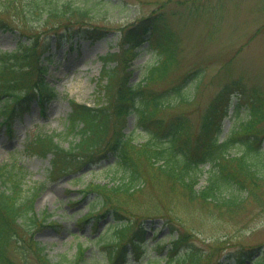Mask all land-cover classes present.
Segmentation results:
<instances>
[{
  "label": "rangeland",
  "instance_id": "rangeland-1",
  "mask_svg": "<svg viewBox=\"0 0 264 264\" xmlns=\"http://www.w3.org/2000/svg\"><path fill=\"white\" fill-rule=\"evenodd\" d=\"M162 1L166 0H58L87 7L91 16L79 19L78 24H75L76 19L67 23L56 18L40 27H36V22L33 26L29 22L26 24L24 17H17L19 14L14 9H0V20L18 26L30 37L48 40L49 49L40 53L37 65L46 68L45 80L57 95L42 105H38L36 100L32 101L24 116L12 122L11 132L8 133L7 126H0V164L16 167L15 172L22 176L25 191L44 184L42 189L33 190L36 193L33 211L40 219L45 217L44 212L47 213L48 219L45 221H53L58 226L35 229L31 240L44 246L50 262L54 264H70L77 254V244L89 245L85 251V264H102L107 251L102 248V244L94 246V240L104 231L111 216L107 215L99 221L100 230L96 233L91 230L90 224L93 221L81 228L76 225V220L89 210L87 203L95 198L94 193L82 198V190L87 184L104 185L113 182L111 178L116 171L111 165L114 161L102 162L101 159L96 164L81 165L75 160L64 175L58 176L53 170L56 176H52V179L49 172L50 156H35L28 144L39 132L59 136L58 142L63 148L73 145L79 139L77 135H66L71 112L69 100L87 106L94 105L99 95L103 100L100 87L102 81L99 82L102 57L110 58L107 68H116L119 78L127 72L129 83L141 79L147 68L157 61L158 55L146 51L147 44L140 42L134 49L138 54L126 60L122 52L127 48L123 35L132 21L159 10ZM165 10L177 43L175 59L178 61L169 69L161 87L178 81L190 70L197 69L198 72L195 78L189 79L185 90H181L182 95L188 99L174 106L180 98L176 96L171 100V109L165 112L187 114L196 128L216 94L232 81L238 80L242 82L241 87L246 95L251 93L259 99L263 118L254 130L264 136V0H171ZM54 21H58V24H52ZM82 26H96L106 33L100 34L95 40L74 37L70 43H58L55 39L54 33L57 31L67 35ZM148 38L146 35L145 39ZM155 38L152 37L153 40ZM21 41L26 42L16 32L0 30V51L11 52ZM47 56L49 62L46 61ZM230 88L231 106L228 105L224 113L221 109L216 113V123L220 127L219 140L227 138L247 116L248 97L238 98ZM238 103L240 108L235 113L233 106ZM133 124L134 118L129 115L122 124V131L131 132ZM109 126L111 130L113 123L108 124V130ZM139 132L140 129L134 132L135 143L146 140L145 133ZM240 147L232 149L230 156H240ZM261 156L264 160V139L261 143ZM209 167L205 165L204 171ZM115 180H118V174ZM158 182L155 188L144 186L127 201L132 211L129 217L132 216L135 222L132 228L144 224L148 231L141 261L130 256L128 264H140L152 259L159 249L157 243L169 249V242L185 234H188L186 240L203 255L218 247L212 259L219 257L220 264H225L227 256L242 245H257L261 249L264 247V179L246 182L248 185L242 193L241 201L229 208L216 206L203 198L190 200L181 193L179 186L166 183L170 181L163 177ZM206 185V175L203 174L193 190H204ZM122 218L128 219L125 216ZM89 237L93 242H86ZM18 240L19 245L13 241L8 248V262L40 264L28 244L27 235L22 232ZM19 246L26 248L25 257L23 251L17 250Z\"/></svg>",
  "mask_w": 264,
  "mask_h": 264
},
{
  "label": "trees",
  "instance_id": "trees-1",
  "mask_svg": "<svg viewBox=\"0 0 264 264\" xmlns=\"http://www.w3.org/2000/svg\"><path fill=\"white\" fill-rule=\"evenodd\" d=\"M170 1H162L159 10L132 21L123 35L127 48L122 52L126 60L138 54L134 49L145 35L150 37L146 51H153L158 55L157 61L147 68L141 79L131 84L127 72L119 78L116 68H107V61L110 58L102 57L103 66L99 82L102 81L100 87L103 100L101 101L99 95L92 106L69 100L71 112L66 135H77L79 139L68 148H63L58 142L59 136L39 132L28 144L29 150H34L33 153L37 156L52 155L49 171L51 177L56 176L55 174L58 176L66 174L75 160L77 164L86 165L96 164L101 159L114 158L111 165L116 171L111 178L113 182L85 186L82 190L83 197L94 193L95 198L88 205V213L78 219L81 226L94 219L93 229L96 230L98 219L108 213L114 216L116 222L108 226L113 229L116 227L114 234L109 235V240L104 241L105 243L100 242L101 237L97 241V245L103 243L102 248L107 251L103 256L104 260L101 261L102 264L121 262L124 246L133 238L131 245L134 253L140 252L138 246H142L144 240L140 238L137 242L136 239L139 234L143 235L145 230L141 225L137 226V229L132 228L135 222L131 215L129 217L132 211L127 201L144 186L151 185L155 188L160 183L158 180L163 177L170 181L166 183L179 186L181 193L190 200L203 198L216 206L229 208L241 201L242 193L248 185L246 182L264 179V160L261 156L264 136H260L259 132L254 130L262 121V106L259 99L257 100L258 97L244 93L242 82L234 80L218 92L196 128L187 114L165 112L171 109L173 106L171 100L176 96L180 98L174 106L188 99L182 95L181 90H185L189 79L198 75L197 69L190 70L178 81L161 87L169 71L178 61L175 59L177 43L165 10L166 4ZM18 7L20 9L16 11ZM0 9L3 11L14 9L15 13L19 14L17 17L23 16L24 22H29L32 26L36 22V27L47 25L56 18L67 23H72L71 21L76 19L75 24H78L79 19L91 16V11L87 7L58 0H0ZM52 24L57 25L58 21ZM0 30L16 32L26 40L19 42L11 52L0 51V119L2 123L9 124L21 117L32 101L37 100L42 105L57 94L44 79L46 68L37 65L40 53L49 49L48 40L39 39L37 36L30 37L18 26L4 20H0ZM104 33L106 31L99 30L96 26H82L67 35L59 31L54 34L58 43L61 41L70 43L74 37L95 40ZM152 37L156 38L153 40ZM230 87L238 98L248 97L247 116L227 138L219 140L220 127L216 123V113L219 109L224 113L227 106H231ZM233 108L236 113L240 104H235ZM129 115L134 118L133 130L125 133L122 131V124ZM110 122L113 123V127L110 130L109 126L108 130ZM136 129H140L139 133H145V141L135 143L133 135ZM107 133L112 135L108 136ZM236 147L242 148L241 155L231 157L230 151ZM205 165L210 166L206 171L203 170ZM14 169V166L0 165V264H10L8 248L13 241L19 245L18 238L22 232L27 235L28 244L37 255L38 262L54 264L50 262L44 247L31 240L35 229L50 227L53 224L45 221L48 219L47 213H43L45 217L41 219L34 213L36 193L34 189L32 191L23 189L22 176L17 178L18 174ZM203 173L206 175L207 185L204 190L196 192L193 187L198 184ZM117 174L118 180H115ZM123 216L128 219L124 220ZM167 222L172 228L170 222L168 220ZM187 236L188 234L180 235L169 242L170 248L165 251V255L158 258L155 256L153 263H148H221L217 256L212 259L218 247L203 255L186 240ZM157 248L159 249L156 255H160L164 247ZM24 249L26 248L17 247V250L23 251V256ZM84 250L82 245H79L77 254L70 264H85ZM225 264H264V247L261 249V246L257 245H242L227 256Z\"/></svg>",
  "mask_w": 264,
  "mask_h": 264
}]
</instances>
